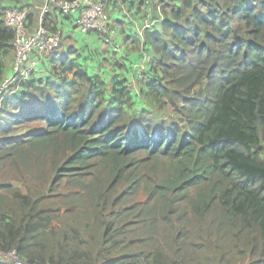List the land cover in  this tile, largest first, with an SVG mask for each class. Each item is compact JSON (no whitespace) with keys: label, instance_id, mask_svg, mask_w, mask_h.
I'll return each instance as SVG.
<instances>
[{"label":"trees","instance_id":"trees-1","mask_svg":"<svg viewBox=\"0 0 264 264\" xmlns=\"http://www.w3.org/2000/svg\"><path fill=\"white\" fill-rule=\"evenodd\" d=\"M19 1L0 0V84L14 37L3 14L33 6ZM139 4L157 19L132 42L140 71L115 63L107 82L55 58L0 94V252L264 264V0Z\"/></svg>","mask_w":264,"mask_h":264},{"label":"built area","instance_id":"built-area-1","mask_svg":"<svg viewBox=\"0 0 264 264\" xmlns=\"http://www.w3.org/2000/svg\"><path fill=\"white\" fill-rule=\"evenodd\" d=\"M34 9L39 11V18L37 26L30 31L29 15ZM54 9L64 17L73 18L76 27L85 33L94 34L112 52H119V47L114 41L116 30L102 0H43L41 6L7 9L3 14L2 22L14 35L13 60L10 74L0 84V94L28 78L36 64L35 61H31L32 55L39 53L51 56L57 50L61 41L60 32L50 33L43 25L46 14ZM148 27L145 25L142 30ZM142 30L139 32L140 37ZM0 261L9 264H26L13 250L0 252Z\"/></svg>","mask_w":264,"mask_h":264},{"label":"crops","instance_id":"crops-1","mask_svg":"<svg viewBox=\"0 0 264 264\" xmlns=\"http://www.w3.org/2000/svg\"><path fill=\"white\" fill-rule=\"evenodd\" d=\"M139 1L106 0L107 13L116 30L114 41L119 47L118 56L109 47L98 41L95 36L89 35L76 27L72 19L61 16L58 13H53L47 18L48 28L50 26L56 28L60 32L62 41L61 48L59 46L54 54L60 59L69 57L70 60L79 63L90 75L102 78L107 82L123 73L113 66L115 63L125 66L129 65L132 70L138 69L140 71L142 61L134 52L131 53L133 49L132 42L137 39V35L139 36V32L145 25L150 27L157 19L153 17L154 11L151 8L145 11ZM124 8L132 15V22L124 20L126 18ZM35 24V19H33L30 31L34 30ZM31 61L36 62L32 69L34 77L42 78L51 71V65L47 63L48 60L44 55L36 53L31 56ZM10 71L11 62L7 67L5 76H8Z\"/></svg>","mask_w":264,"mask_h":264},{"label":"rangeland","instance_id":"rangeland-1","mask_svg":"<svg viewBox=\"0 0 264 264\" xmlns=\"http://www.w3.org/2000/svg\"><path fill=\"white\" fill-rule=\"evenodd\" d=\"M9 2V3H8ZM8 2H6L5 4H9V5H12V4H17L16 2H10V1H8ZM19 2H26V3H29L30 5H33V6H41L42 5V3H43V0H20ZM18 2V3H19ZM0 10H1V8H0ZM126 11H124V13H125ZM125 21L126 22H132L131 21V18H128V16L125 14ZM30 19H29V22L31 23V20H33V19H35V22L38 20V18H39V11L38 10H36V9H34L33 10V12H32V16L31 17H29ZM61 46H62V41L60 42V48H61ZM59 48V49H60ZM50 57H52L50 60H48V64H50L51 65V67L53 66V63H52V61H53V59H55V58H58V56L57 55H53V56H50ZM50 67V68H51ZM13 186L14 187H19V189L23 192V193H25V189H24V187L23 186H21V185H18L17 183H13ZM139 199L141 198V196H139L138 197ZM137 198V199H138Z\"/></svg>","mask_w":264,"mask_h":264}]
</instances>
